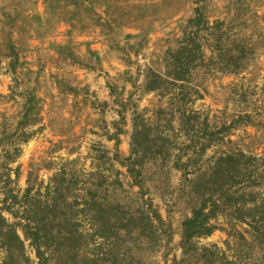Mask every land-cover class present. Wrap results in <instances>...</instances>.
Returning <instances> with one entry per match:
<instances>
[{"label":"rangeland","instance_id":"1","mask_svg":"<svg viewBox=\"0 0 264 264\" xmlns=\"http://www.w3.org/2000/svg\"><path fill=\"white\" fill-rule=\"evenodd\" d=\"M231 1L207 0L210 18H229ZM194 7L192 0H0V162L6 150L20 149L8 164L16 190L26 187L30 171L46 183L54 167L69 161L84 172L98 165L107 169L123 181L116 189L135 199L140 187L129 186L125 160L133 116L154 119L162 110L161 118L167 119L175 109L168 95L145 90V77L149 71H165ZM263 10L264 5L259 13ZM191 83L188 89L200 96L190 92L180 111L199 110L217 127L245 112L264 123L263 51L237 75L196 69ZM30 97L34 107L27 112ZM178 115H171L174 128ZM229 131L225 142L232 143H222L223 148L262 152L261 126L239 125ZM144 177L145 199H151L166 229L154 251L146 250L144 261L178 264L181 223L190 210L180 192V171L169 164L167 173L147 171ZM219 223L227 227L222 219ZM238 241V235L220 228L197 238L198 245L224 250ZM26 254L29 264H38L28 243Z\"/></svg>","mask_w":264,"mask_h":264},{"label":"trees","instance_id":"2","mask_svg":"<svg viewBox=\"0 0 264 264\" xmlns=\"http://www.w3.org/2000/svg\"><path fill=\"white\" fill-rule=\"evenodd\" d=\"M206 1L192 0L193 16L169 54L165 71H149L145 77V90L168 95L176 107L167 119L161 118L162 110L154 119L133 116L125 160L132 178L129 186L140 187L135 199L116 189L123 181L107 169L98 165L84 172L69 161L54 167L46 183L30 171L26 187L16 190L8 164L20 149L11 147L0 162V264H29L26 243L34 248L38 264H147L144 253L154 251L166 229L158 209L145 199L144 174H161L163 169L167 173L169 164L180 171V192L190 204L181 223L178 264H264V145L260 153L222 145L232 143L225 142L231 127L264 128V123L245 112L217 127L199 110L180 111L190 92L200 96L186 86L192 85L196 69L237 75L264 52V10L259 13L264 4L232 0L229 18L211 19ZM32 99L27 112L34 107ZM177 112L174 128L171 115ZM212 146L217 147L206 157ZM220 219L227 227H221ZM218 228L238 235L239 241L227 250L198 245L197 238Z\"/></svg>","mask_w":264,"mask_h":264}]
</instances>
